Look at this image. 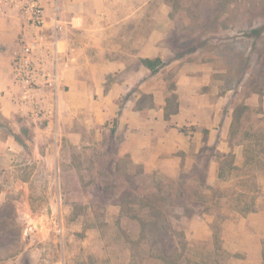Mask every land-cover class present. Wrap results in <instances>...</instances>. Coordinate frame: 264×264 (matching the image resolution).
Instances as JSON below:
<instances>
[{
  "label": "rangeland",
  "instance_id": "1",
  "mask_svg": "<svg viewBox=\"0 0 264 264\" xmlns=\"http://www.w3.org/2000/svg\"><path fill=\"white\" fill-rule=\"evenodd\" d=\"M112 4L163 65L38 94L0 155V264H264V0Z\"/></svg>",
  "mask_w": 264,
  "mask_h": 264
},
{
  "label": "crops",
  "instance_id": "2",
  "mask_svg": "<svg viewBox=\"0 0 264 264\" xmlns=\"http://www.w3.org/2000/svg\"><path fill=\"white\" fill-rule=\"evenodd\" d=\"M25 1L0 0V155L6 156L9 151L23 148L22 131L27 126L34 129L33 123L38 120L36 110L40 107V98L37 96L39 93L44 96L46 89L29 90L17 78L12 63L13 56L21 50L23 39L39 33L28 22V15L24 10ZM113 2L114 0H59L61 28L55 37L49 31L44 37L48 43H54L56 51L48 54L43 50L39 55L40 58L44 57L50 71H55L58 75L54 89L57 90V106L58 90L63 83L67 82L74 87L76 84H87L88 73L97 72L105 78V74L128 71L129 63L132 64L136 57L141 58L139 68L150 71L142 63L143 58H150L152 55L149 27L140 35L141 38L126 28L120 32V25L134 24L136 20L123 16L112 22L108 13L114 6ZM42 3L46 13L50 15L53 0H43ZM99 12L104 15L100 24ZM52 22L49 16L46 26H50ZM145 22L149 24V18L142 20L143 25ZM74 59L78 62V77L71 76V71H76L71 67ZM5 169V166H0L1 171Z\"/></svg>",
  "mask_w": 264,
  "mask_h": 264
},
{
  "label": "built area",
  "instance_id": "3",
  "mask_svg": "<svg viewBox=\"0 0 264 264\" xmlns=\"http://www.w3.org/2000/svg\"><path fill=\"white\" fill-rule=\"evenodd\" d=\"M24 10L28 15L29 24L38 29L39 33L29 39H23L21 50L12 59L16 76L25 83L29 90L41 91L44 88L55 89L58 75L50 71L46 60L39 55L46 50L48 54L56 51L54 43L45 40V33L49 31L55 37L61 28L59 12V0H53L50 15L46 13L45 6L39 0H26ZM49 16L53 20L50 26H46Z\"/></svg>",
  "mask_w": 264,
  "mask_h": 264
},
{
  "label": "trees",
  "instance_id": "4",
  "mask_svg": "<svg viewBox=\"0 0 264 264\" xmlns=\"http://www.w3.org/2000/svg\"><path fill=\"white\" fill-rule=\"evenodd\" d=\"M142 63L152 70H156L163 65V60L160 57L156 58H143ZM1 207V206H0Z\"/></svg>",
  "mask_w": 264,
  "mask_h": 264
}]
</instances>
